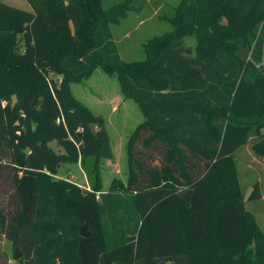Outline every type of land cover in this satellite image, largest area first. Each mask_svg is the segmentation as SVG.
I'll return each mask as SVG.
<instances>
[{
	"label": "trees",
	"instance_id": "1",
	"mask_svg": "<svg viewBox=\"0 0 264 264\" xmlns=\"http://www.w3.org/2000/svg\"><path fill=\"white\" fill-rule=\"evenodd\" d=\"M102 1L25 0L30 12L0 2V177L22 183L20 207L0 211V234L24 264H264L235 158L253 133L251 152L264 157V0H180L172 30L133 62L111 32L132 0ZM97 67L144 118L126 143V181L104 193L105 122L69 87ZM78 163L89 191L55 179ZM260 199L256 182L246 200Z\"/></svg>",
	"mask_w": 264,
	"mask_h": 264
},
{
	"label": "rangeland",
	"instance_id": "2",
	"mask_svg": "<svg viewBox=\"0 0 264 264\" xmlns=\"http://www.w3.org/2000/svg\"><path fill=\"white\" fill-rule=\"evenodd\" d=\"M125 1L103 0L102 6L106 9L112 5L125 3ZM179 1L132 0L126 16L120 20L119 24L111 25L114 43L123 61L143 60L145 57L144 45L151 39L172 30L168 18ZM1 2L23 10L30 9L25 0H1ZM183 42L192 49L194 54L196 49L194 38L186 37ZM262 63L264 65V52ZM69 87L74 98L85 105L93 115L102 117L105 122L113 156L111 160H103L100 168L101 192L104 193L108 190L113 178L126 181V143L131 132L143 122L144 118L137 104L123 96L116 76L105 73L101 67L95 68L88 78L79 83L70 84ZM112 107L118 108L112 111ZM255 136L254 133L251 135L253 138ZM249 157V153L244 151L236 154L237 172L245 208L254 215L258 226L264 233V201L248 202L246 200L252 191L253 184L262 178L260 174L256 173H260L259 163L261 159L264 165V157L260 159L251 157L250 161ZM18 178H22L21 173L18 174ZM55 179L68 181L79 188L82 187L81 189L89 187L85 174L81 173L78 166H61ZM261 181V185H259L264 196V180L261 179ZM21 184L15 189L10 176L0 177V211L8 213L9 210L20 207ZM28 196V219L33 220L37 206V192L33 178H30L28 184ZM16 250L17 248L0 234V264H24L22 256L15 261Z\"/></svg>",
	"mask_w": 264,
	"mask_h": 264
},
{
	"label": "crops",
	"instance_id": "3",
	"mask_svg": "<svg viewBox=\"0 0 264 264\" xmlns=\"http://www.w3.org/2000/svg\"><path fill=\"white\" fill-rule=\"evenodd\" d=\"M0 2H1V0H0ZM3 4H6V5H8L7 3H3ZM9 6H11V5H9ZM29 6V5H28ZM14 7V6H13ZM17 8V7H16ZM20 9V8H19ZM23 10V9H22ZM25 11H28V12H30L31 11V9H26ZM116 107V106H115ZM118 108V107H117ZM117 108H114V107H112V111H114V110H116ZM142 123V122H141ZM253 139V140H252ZM259 138H258V136L256 135L254 138L253 137H250L249 138V140H248V142H247V144H245L244 146H242V147H240L236 152H235V156H236V154H238V152H240V151H244V152H248L249 153V161L251 160V157L252 158H257V156H255L252 152H251V146H252V144L254 143V142H256L257 140H258ZM260 159V158H259ZM249 164V163H248ZM259 165L261 166H259L260 167V173L258 172V173H256V174H260L261 176H262V180H264V165H263V163L261 162V159H260V163H259ZM74 166H78V168L80 169V171H81V173H84L82 170H81V168H80V165H79V163L78 164H76V165H74ZM260 179V178H259ZM261 179L260 180H258L257 182H259L258 184H260L261 185ZM260 185H259V188L261 189V187H260ZM82 188V187H81ZM83 189H85V190H88L89 191V187H88V189H86V188H83ZM260 192H261V199L260 200H262V201H264V196H263V194H262V191L260 190Z\"/></svg>",
	"mask_w": 264,
	"mask_h": 264
},
{
	"label": "water",
	"instance_id": "4",
	"mask_svg": "<svg viewBox=\"0 0 264 264\" xmlns=\"http://www.w3.org/2000/svg\"><path fill=\"white\" fill-rule=\"evenodd\" d=\"M15 102H16V98L15 97H12V104H11V106H13L15 104ZM89 129H90L91 134L93 136H96L95 127L94 126H90ZM50 147H51V150L53 152L56 151V143L55 142H52L50 144ZM89 234L90 233L87 231L86 227L85 226H81V228H80V236L83 237V238H85V237L89 236ZM20 258H21V254L18 252V250H16L15 251V256H14L15 261L19 260Z\"/></svg>",
	"mask_w": 264,
	"mask_h": 264
},
{
	"label": "built area",
	"instance_id": "5",
	"mask_svg": "<svg viewBox=\"0 0 264 264\" xmlns=\"http://www.w3.org/2000/svg\"><path fill=\"white\" fill-rule=\"evenodd\" d=\"M2 106H3V107L5 106V102H3V103H2ZM56 122H57V123H59V122H60V120H59V119H57V120H56Z\"/></svg>",
	"mask_w": 264,
	"mask_h": 264
}]
</instances>
